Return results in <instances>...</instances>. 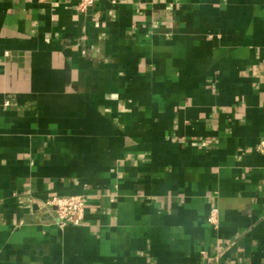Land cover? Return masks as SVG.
Returning <instances> with one entry per match:
<instances>
[{
    "label": "crops",
    "instance_id": "0c3cea01",
    "mask_svg": "<svg viewBox=\"0 0 264 264\" xmlns=\"http://www.w3.org/2000/svg\"><path fill=\"white\" fill-rule=\"evenodd\" d=\"M78 5L0 0V264H264V0Z\"/></svg>",
    "mask_w": 264,
    "mask_h": 264
},
{
    "label": "built area",
    "instance_id": "2783aa9c",
    "mask_svg": "<svg viewBox=\"0 0 264 264\" xmlns=\"http://www.w3.org/2000/svg\"><path fill=\"white\" fill-rule=\"evenodd\" d=\"M101 0H79L78 11L86 14L95 8ZM86 196H53L45 201L41 207L43 209H50L54 212L56 217V224L61 228L69 225L79 226L83 223L86 211ZM219 220V212L217 209L213 210L209 221L213 225H217Z\"/></svg>",
    "mask_w": 264,
    "mask_h": 264
}]
</instances>
